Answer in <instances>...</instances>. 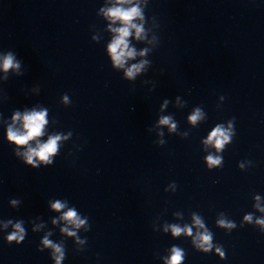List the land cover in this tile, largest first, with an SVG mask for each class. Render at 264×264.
<instances>
[{"label":"clouds","instance_id":"1","mask_svg":"<svg viewBox=\"0 0 264 264\" xmlns=\"http://www.w3.org/2000/svg\"><path fill=\"white\" fill-rule=\"evenodd\" d=\"M120 2H123V0H120ZM109 15L113 20H121L126 26L121 27L119 29H116L115 31L118 32V36L114 39L112 44L110 45V52L113 55V60L117 66H123L124 60L126 57H133L135 55L134 51L128 49V44L126 41V38L129 36V27H136L135 25L131 24V20L139 15V10L136 7H133L128 10H124L122 8L116 7L109 10ZM141 29L137 28V36L139 37ZM2 67L6 71L9 68L12 67H18V65H14L13 58L11 55L7 56L4 59ZM142 65H134L132 68H130L127 71V76L132 77L136 72L140 70ZM199 113L197 112L194 114L190 119L192 121H195L198 118ZM45 113H30L25 114L23 116V122H24V133L20 134L15 131H13L11 128H9L8 135L9 138L21 145L26 144L30 139H33L35 137H38L42 134V128L43 125L46 123L45 120ZM19 113L16 114L14 119H20ZM168 118H163L161 120L162 124H167ZM60 139V137H53L50 138L49 141L45 144H42L38 147V149H30L27 153V161L28 163H33V157H38L40 160H43L44 162L48 163L49 156L51 154H54L57 147V141ZM229 139L228 135L225 133V131L220 127L217 126V128L211 133L209 137V142L215 143V146L217 148H222L223 144ZM207 160L210 165H216L220 163L219 158H213L212 156L207 157ZM64 207L63 204H61L59 201H57L55 204H53V208L56 210L61 209ZM65 219H68L69 221L75 223L77 226L83 223V221H79L76 218V213L72 210H69L65 214ZM197 224H199V220L196 221ZM223 223V222H221ZM264 223V222H262ZM16 228L18 232H22L23 230L20 228V225L17 224ZM181 229L174 228L173 232L175 235H179ZM189 234H191V230H187ZM22 239V237H20ZM9 240H15L17 239V233H13L11 236L8 237ZM211 237L209 235H204L202 237V240L204 242L210 241ZM44 243L48 246H51L54 248V251L59 253L61 252V249L58 246L52 245L50 241L45 239ZM210 246V245H209ZM174 255L172 259L174 261H179L181 259V252L178 249L173 250ZM60 257H57V264H59Z\"/></svg>","mask_w":264,"mask_h":264}]
</instances>
